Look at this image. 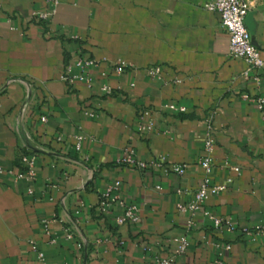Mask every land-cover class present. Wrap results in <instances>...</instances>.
Wrapping results in <instances>:
<instances>
[{
	"label": "crops",
	"instance_id": "obj_1",
	"mask_svg": "<svg viewBox=\"0 0 264 264\" xmlns=\"http://www.w3.org/2000/svg\"><path fill=\"white\" fill-rule=\"evenodd\" d=\"M57 1L0 0V165L24 170L26 154L37 170L33 181L0 173V264H153L157 253L171 251L175 238L187 233L189 217L177 202L191 201L203 178L196 160L211 111L212 181L232 175L233 182L206 207L233 217L238 228L219 233L198 214L188 232L191 245L173 264H219L212 241L232 245L221 264H264V233L247 234L264 229V119L241 96L264 95V71L258 81L256 71L244 76L248 65L229 55L230 36L219 15L204 9L208 0ZM49 8L50 19L33 16ZM247 25L264 57V0H251ZM78 53L106 60L92 70L93 87L62 79ZM117 59L131 65L120 75L112 72ZM154 66L160 77L149 76ZM104 82L115 87L113 95L101 92ZM168 102L186 111L164 108ZM84 107L97 116H86ZM143 109L155 118L149 133L138 130ZM80 133L86 136L81 152L75 147ZM126 146L143 160L165 154L186 162L187 171L178 176L120 164ZM226 162L239 165L241 174ZM118 178L126 200L140 207L137 224L117 225V207L99 210L106 186ZM179 187L189 192L178 194Z\"/></svg>",
	"mask_w": 264,
	"mask_h": 264
},
{
	"label": "built area",
	"instance_id": "obj_2",
	"mask_svg": "<svg viewBox=\"0 0 264 264\" xmlns=\"http://www.w3.org/2000/svg\"><path fill=\"white\" fill-rule=\"evenodd\" d=\"M57 2V0H54V3ZM204 9L215 12L219 15L221 27L226 30L230 36L229 55L233 58L244 60L248 65V68L244 71V76L249 77L251 71H256V76L254 78L258 81V72L264 71V57L261 55L259 47L254 44L250 29L247 25V18L251 9V0H208L204 5ZM53 13L54 9L49 8L46 11H35L33 12V16L48 20L52 17ZM77 37L78 35H74V38ZM104 61L106 60L78 53L75 60L66 65L62 79L70 83L79 80L84 82L88 87H93L95 83L92 76V70L99 68ZM111 64L112 72L115 75L122 74L131 66L130 63L124 59H117L116 61H112ZM148 73L152 78L160 77L161 69L158 66L150 67ZM102 76L107 78L108 73L102 72ZM99 89L106 96L115 93V87L108 82L102 83ZM241 96L244 100L253 103L262 113L264 119V95L256 96L249 93H243ZM163 107L173 112L186 111L184 105L174 102H168ZM83 112L89 117L97 116V112L91 107H84ZM214 116L215 112L211 111L205 119L206 129L203 139V151L196 160L197 164L203 170V178L199 186L193 192V199L191 201L177 202L178 211L180 213L189 214L186 221L187 233L175 238V245L171 251L168 253H157L152 258L153 264H173L180 256L187 253L191 245V239L188 232L196 227V216L198 214L203 215V218L209 221L211 227L219 233H234L238 228V223L233 217L229 215H218L206 207V203L211 196L229 190L233 182L232 175H229L219 183H214L212 181L215 166L214 152L216 149ZM42 120L46 121L47 117L43 116ZM155 129L156 123L153 112L148 109L141 110L138 115V130L141 133H149ZM85 137L86 136L83 133L76 135L75 147L79 152L82 151V141ZM59 139L61 140V137H59ZM85 158L88 159V156ZM118 162L141 170L148 168L158 169L165 173L172 172L178 176H183L188 168L186 162H171L165 154H160L149 160H143L138 157L136 150L129 146H126L123 149L122 156L118 159ZM22 163L25 165V168L19 172H16L13 169H6L0 165V173H9L13 176L15 181L20 179L33 181L37 175L34 159L25 154L22 156ZM225 165L229 166L235 174H241V167L239 165H229L227 162ZM155 188L159 190L161 189V185L158 184ZM29 192H33V189L29 188ZM187 192H189L187 189L182 187L177 188L178 194ZM114 207L119 209L114 216V221L117 225L137 224L141 222L142 215L140 207L136 203L126 200L122 190V181L119 178L106 186L101 201L99 202V210L103 214L110 213ZM42 223L45 233L50 236L52 233L49 225L50 220L44 219ZM255 230V233H253V231H247V234L253 235L259 234L260 232L264 233V229L261 227H256ZM66 236L69 239H73L74 233L71 230L66 229ZM200 239L203 242L208 243L206 235H201ZM51 241L55 242L56 239L52 238ZM32 244L33 250L37 252L38 259L41 262H44V252L39 250L33 241ZM211 244L217 250L215 262L221 264L222 259L228 252H230L232 245L229 242L221 241H212ZM145 248L149 249V247Z\"/></svg>",
	"mask_w": 264,
	"mask_h": 264
}]
</instances>
